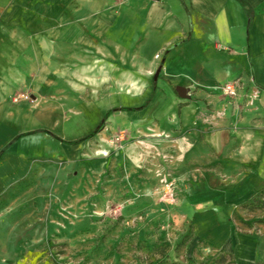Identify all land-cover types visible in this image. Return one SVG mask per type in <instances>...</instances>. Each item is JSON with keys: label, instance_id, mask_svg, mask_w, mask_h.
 <instances>
[{"label": "rangeland", "instance_id": "obj_1", "mask_svg": "<svg viewBox=\"0 0 264 264\" xmlns=\"http://www.w3.org/2000/svg\"><path fill=\"white\" fill-rule=\"evenodd\" d=\"M111 1L88 24L65 30L76 36L68 52L75 70L63 73L67 89L55 97L68 141L94 135L51 146L25 169H0V264H264V190L247 202L205 196L238 206L224 216L180 210L188 193L172 168L174 144L184 135L181 109L197 90L182 101L175 88L190 84L168 77L165 63L175 49L212 54L213 15L161 4L154 29L153 0ZM12 100L38 104L29 92ZM171 126L175 133H166Z\"/></svg>", "mask_w": 264, "mask_h": 264}, {"label": "crops", "instance_id": "obj_2", "mask_svg": "<svg viewBox=\"0 0 264 264\" xmlns=\"http://www.w3.org/2000/svg\"><path fill=\"white\" fill-rule=\"evenodd\" d=\"M245 1L252 9L251 18L239 0L152 1L158 6H151L148 26L154 29L161 4L179 14L184 5L191 12L210 10L214 17L212 54L187 56L175 49L165 63L168 77H182L190 84L176 86L188 90L182 101H189L191 90H197L196 100L181 109L177 125L184 135L174 144L179 160L172 168L178 169L181 185L187 184L188 194L181 197L185 207L180 208L185 214L192 209L195 216H224L238 206L205 196L233 195L247 202L264 190V0ZM110 3L114 2L0 0V169H25L27 159L48 155L51 146L73 147L94 135L68 141L64 135L68 116L55 97L67 89L63 73L75 70L69 60L76 36L65 30L88 24L111 8ZM84 36L90 39L89 34ZM236 80L242 84L238 96L224 97L223 86ZM28 92L38 101L36 107L13 102L12 98ZM156 117L167 121L164 115ZM173 127L166 133L174 134Z\"/></svg>", "mask_w": 264, "mask_h": 264}, {"label": "built area", "instance_id": "obj_3", "mask_svg": "<svg viewBox=\"0 0 264 264\" xmlns=\"http://www.w3.org/2000/svg\"><path fill=\"white\" fill-rule=\"evenodd\" d=\"M240 90H241V84L238 81H233V82L227 83L222 88L224 95L227 97L238 96ZM20 98L21 99H27L28 97L22 95V96H20ZM17 100L18 99L16 98L15 101H17Z\"/></svg>", "mask_w": 264, "mask_h": 264}, {"label": "water", "instance_id": "obj_4", "mask_svg": "<svg viewBox=\"0 0 264 264\" xmlns=\"http://www.w3.org/2000/svg\"><path fill=\"white\" fill-rule=\"evenodd\" d=\"M154 1H159V0H154ZM161 69L162 68H159V70L157 71V73L155 75V78H154L155 81L158 79V76H159V74L161 72ZM176 92L178 93V95H179L180 98H183V99L188 98V95H187L188 90L186 88H184V87H177L176 88Z\"/></svg>", "mask_w": 264, "mask_h": 264}, {"label": "trees", "instance_id": "obj_5", "mask_svg": "<svg viewBox=\"0 0 264 264\" xmlns=\"http://www.w3.org/2000/svg\"><path fill=\"white\" fill-rule=\"evenodd\" d=\"M248 18L252 17V9L245 0H239ZM262 192V191H261Z\"/></svg>", "mask_w": 264, "mask_h": 264}, {"label": "bare ground", "instance_id": "obj_6", "mask_svg": "<svg viewBox=\"0 0 264 264\" xmlns=\"http://www.w3.org/2000/svg\"><path fill=\"white\" fill-rule=\"evenodd\" d=\"M143 83V82H142ZM142 89V88H141Z\"/></svg>", "mask_w": 264, "mask_h": 264}]
</instances>
